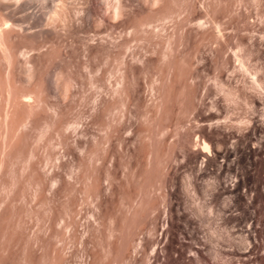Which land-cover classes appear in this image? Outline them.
Returning a JSON list of instances; mask_svg holds the SVG:
<instances>
[{
	"label": "rangeland",
	"instance_id": "obj_1",
	"mask_svg": "<svg viewBox=\"0 0 264 264\" xmlns=\"http://www.w3.org/2000/svg\"><path fill=\"white\" fill-rule=\"evenodd\" d=\"M260 257L264 0H0V264Z\"/></svg>",
	"mask_w": 264,
	"mask_h": 264
},
{
	"label": "bare ground",
	"instance_id": "obj_2",
	"mask_svg": "<svg viewBox=\"0 0 264 264\" xmlns=\"http://www.w3.org/2000/svg\"><path fill=\"white\" fill-rule=\"evenodd\" d=\"M204 145L207 146V147L210 149V145H208L207 141H204ZM207 147H205V148L208 149ZM250 225H251V224H249V226L247 225L248 228L251 227ZM252 225H253V224H252ZM250 229L253 230L252 228H250ZM245 230H246V228H245ZM247 230H248V229H247ZM237 231H238V230H237ZM254 231H255V230H254ZM248 232H250V231H248ZM248 232H247V233H248ZM238 233H239V232H238ZM247 233H246V234H247ZM252 233H253V231H252ZM248 235H249V234H248ZM251 235H252V234H251ZM249 239H250V238H249ZM248 241H249V240H248ZM247 246H248V245H247ZM244 248H245V246H244ZM247 248H248V247H247ZM245 249H246V248H245ZM245 249H244V250H245ZM248 249H249V248H248ZM248 249L244 252L245 254H247L246 257L249 256V255H248V253H249ZM251 249H252V248H251ZM255 249H256V248H255ZM258 250H259V248H258ZM241 251L243 252V249H242ZM251 252H252V251H251ZM253 252H254V251H253ZM260 252H261V251H260ZM170 253H171V252H170ZM170 253H169V254H170ZM255 253H256V252H255ZM255 253H254V254H255ZM157 254H158V253H157ZM245 254H244V255H245ZM252 254H253V253H252ZM252 254H251V255H252ZM260 254H261V253H260ZM262 254H263V253H262ZM241 255H242V254H241ZM241 255H240V256H241ZM251 255H250V256H251ZM242 256H243V255H242ZM250 256H249V257H250ZM254 256H255V255H254ZM256 256H257V254H256ZM165 257H166V255H165ZM168 257L170 258V256H168ZM172 257H173V256H172ZM246 257H245V260H248V258L246 259ZM251 258H252V257H250V260H251ZM243 259H244V258H243ZM166 260H168V259H166ZM252 260H253V259H252ZM255 260H257V259H255ZM255 260H254V261H255ZM258 260H259V261H258ZM258 260H257V261H258V264H264V258H263V257H260ZM254 261H253V262H254ZM251 262H252V261H250L249 264H254L253 262H252V263H251ZM245 263H246V261H245ZM135 264H136V263H135ZM202 264H203V262H202ZM247 264H248V263H247Z\"/></svg>",
	"mask_w": 264,
	"mask_h": 264
}]
</instances>
